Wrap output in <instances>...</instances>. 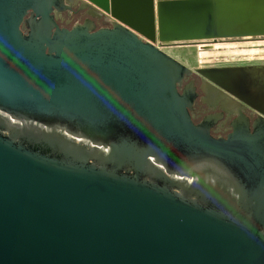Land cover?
Segmentation results:
<instances>
[{
	"label": "water",
	"instance_id": "1",
	"mask_svg": "<svg viewBox=\"0 0 264 264\" xmlns=\"http://www.w3.org/2000/svg\"><path fill=\"white\" fill-rule=\"evenodd\" d=\"M78 1L109 25L0 0V264H264V100L196 68L262 115L214 137L157 46L262 37L264 0Z\"/></svg>",
	"mask_w": 264,
	"mask_h": 264
},
{
	"label": "flooded vegetation",
	"instance_id": "2",
	"mask_svg": "<svg viewBox=\"0 0 264 264\" xmlns=\"http://www.w3.org/2000/svg\"><path fill=\"white\" fill-rule=\"evenodd\" d=\"M89 12L97 14L96 11L90 10L82 2L78 0H72V4L69 8L63 9L58 17L57 21L61 27L71 28L76 24H83L87 19L93 20L96 28L102 26H108L109 23L103 19L97 17H92ZM30 15H27L29 17ZM29 28L25 24L23 31L27 33ZM239 40H255L264 41V36L262 37H246V38H228V39H218L210 45H201L203 47L215 45L214 42L220 41H239ZM248 42V41H244ZM241 68L243 74L249 77V85L246 89L247 93L255 95L254 98L264 100V63H227V64H217L211 66H203L197 68ZM192 82L195 86V98L193 101L192 109L190 110L192 119L195 124L204 122L208 117L211 121V134L214 137H228L230 133L233 132L234 127L238 123H243L246 119L250 125L251 131H253L252 125L256 121L257 123H262V115L252 107L245 104H237L230 98L226 97L220 92V89L209 86L205 83L204 78L201 74L193 70V73L186 76L184 84L180 87V92L183 88ZM257 93V94H256ZM259 94V95H258ZM264 107V103H262ZM15 122V121H14Z\"/></svg>",
	"mask_w": 264,
	"mask_h": 264
},
{
	"label": "rangeland",
	"instance_id": "3",
	"mask_svg": "<svg viewBox=\"0 0 264 264\" xmlns=\"http://www.w3.org/2000/svg\"><path fill=\"white\" fill-rule=\"evenodd\" d=\"M205 40L203 43H185V44H178V45H170V46H161V48L166 51L168 54L172 55L179 61H181L186 66L190 67L191 69L195 70L197 67L203 66H211L217 64H227V63H264V41H255V40H239V41H232L234 44L238 46V52L234 55V60L231 59L229 56L232 54L231 52H219L218 54L221 58L217 57H205L201 58L200 50L201 45H207L213 42H207ZM210 41V40H209ZM212 41V40H211ZM248 41V42H244ZM216 44H231V41H220L214 42ZM206 47V46H205ZM208 50L215 49L213 47H206ZM212 48V49H211ZM240 53V54H238ZM249 53V54H248ZM238 54V55H237ZM252 54V55H251ZM228 57L229 60H225V57ZM252 56V57H251ZM254 58V59H252ZM260 58V59H259ZM225 60V61H224ZM232 61V62H231Z\"/></svg>",
	"mask_w": 264,
	"mask_h": 264
},
{
	"label": "bare ground",
	"instance_id": "4",
	"mask_svg": "<svg viewBox=\"0 0 264 264\" xmlns=\"http://www.w3.org/2000/svg\"><path fill=\"white\" fill-rule=\"evenodd\" d=\"M209 41V40H208ZM207 41V42H208ZM204 43V42H203ZM205 45V44H204ZM207 45H210V43L209 44H207ZM223 44H216V45H214L215 46V49H213V50H208L206 47H208V46H206V47H201V52H200V57L201 58H205V57H217L218 59L219 58H221V56L218 54L219 52H231L232 54L229 56L231 59H235L234 58V55H236V53L238 52V46L236 45V44H234V43H227V44H225V46H222ZM210 47V46H209ZM212 49V48H211ZM219 50H221V51H219ZM238 54H240V53H238ZM237 54V55H238ZM249 54V53H248ZM252 55V54H251ZM261 55H264V54H260V56ZM252 57V56H251ZM225 60H229V58L226 56L225 58H224ZM252 59H254V58H252ZM260 59V58H259ZM224 60V61H225ZM232 62V61H231Z\"/></svg>",
	"mask_w": 264,
	"mask_h": 264
},
{
	"label": "built area",
	"instance_id": "5",
	"mask_svg": "<svg viewBox=\"0 0 264 264\" xmlns=\"http://www.w3.org/2000/svg\"><path fill=\"white\" fill-rule=\"evenodd\" d=\"M157 46H159L161 48V46L159 44H157Z\"/></svg>",
	"mask_w": 264,
	"mask_h": 264
}]
</instances>
